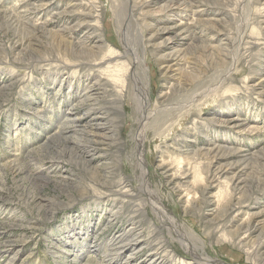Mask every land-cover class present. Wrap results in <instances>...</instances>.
Returning a JSON list of instances; mask_svg holds the SVG:
<instances>
[{"label": "rangeland", "instance_id": "374dc122", "mask_svg": "<svg viewBox=\"0 0 264 264\" xmlns=\"http://www.w3.org/2000/svg\"><path fill=\"white\" fill-rule=\"evenodd\" d=\"M142 1L0 0V264H125L140 242L114 256L112 241L131 240L132 226L173 264H192L183 233L218 264H264V0ZM91 13L101 22L95 33ZM78 44L95 55L123 51L148 86L144 107L133 98L137 75L106 76L81 105L96 72L72 66L86 59L68 52ZM91 104L103 113L96 151L84 130L92 113L70 122ZM184 149L211 150V160ZM213 161L220 183L204 197L198 186L186 208L182 190ZM190 165L187 181L167 184ZM232 180L238 187L223 200L232 209L210 215L204 201L217 203Z\"/></svg>", "mask_w": 264, "mask_h": 264}, {"label": "bare ground", "instance_id": "6f19581e", "mask_svg": "<svg viewBox=\"0 0 264 264\" xmlns=\"http://www.w3.org/2000/svg\"><path fill=\"white\" fill-rule=\"evenodd\" d=\"M194 2H195V0H193V3ZM196 3H200L203 6L206 5L205 1H203V0H196ZM52 5H53V3H51V6ZM142 5L143 6L146 5V2L144 0L142 1ZM67 6H69V5H67ZM171 9H173V8L166 7V10H168V11H170ZM77 12H78V10H77ZM63 14L65 15V13H63V12L60 13L59 15H63ZM94 14L91 13V15L89 17L90 19H87V21H86L87 22V25L93 30V33L98 32V30L100 31V29H99L100 26L99 25L101 23L100 22V19L98 20L96 18V15H94ZM200 14H201V12L198 9H195L194 8V11L192 12V17H191L193 23H195L197 21V18L198 17H196V16H199ZM177 15L181 19H183V17H184V14L183 13H180V12H177ZM97 17H98V15H97ZM95 18L97 20H95ZM94 20H95V23H94ZM124 24L125 23L122 20L121 21V26H120L121 31L123 29L122 27H124L123 26ZM83 25H85V22H84V24H77L75 26L68 27V28H66V30L68 32H71L72 30H75L77 32L78 30H80V27L83 26ZM177 27H179V28L182 27L181 29H183V30H184V27L187 30H191L193 26H190L189 24H186V23L184 24V26H182L181 23H178ZM138 28L139 29L141 28L140 25L138 26ZM136 33L138 34V32H136ZM136 33H135V35H136ZM128 34L130 36H132L130 34V31L129 30H128ZM217 34L219 35V33H217ZM98 47H101L102 49H104V43L102 41H99L98 42ZM105 48H107V47L105 46ZM69 51H71V53H74V54L76 53L78 55V57L79 56H86V59H83V60L86 61L87 63L84 62V61H82V62L76 61L78 63H73L72 66L78 67V68H83V67L86 68V66H87L88 67L87 70L90 72L87 75V77L92 76V73L91 72H96L95 73V76H94L95 78L93 80H90V85L88 87H85L84 88V93H83L84 95L82 97L79 96L80 104L81 105H84L83 103H88V102L92 103L93 102V100L90 101V98H91V95L94 92V88L96 86H98L99 83H101L102 81H104V78L106 76L107 77L108 76L109 77L117 76V77H119V79L121 81H124V79H126V78L128 79L129 76L134 78V76L136 77V75H137L138 81H135V83H133L134 84L133 87L135 89L134 97L133 98L136 101V104H138V106H140L141 108L144 107V105L146 104V102L149 99V97H148V90H147L148 89V86L147 85H144V83L142 81V77H141V75H139L140 73H138V71L135 70L134 67L132 68V66H131V68H130V65L129 64H127L126 62L121 61V60L124 59V57H126V55L123 54V51H121V50H119V51H113V52L110 51V52H107L106 55H104L103 53H101L102 50H98L99 51V54L96 53V55H97L96 56L94 54V52H90V51H87V50L81 48L79 46V44H78V48L76 47L75 49H69L68 52ZM63 56H68V54L65 53ZM87 56H90V60L87 59ZM78 57L76 56V58H78ZM64 58L66 59V57H64ZM79 58H78V60H79ZM74 59L75 58H73V59L71 58L68 61L71 60L70 63H72L74 61ZM97 73H100V75H97ZM128 83H129V81H128ZM185 85L186 84H183V86H182L181 89L185 88ZM173 87H175V86H173ZM113 88L115 90H117L118 87L114 84ZM121 95L122 96H119V97H122L123 98V96H124V90L121 91ZM163 96L166 97V95H163ZM89 113H92V116L93 117H92L91 121L88 124H86V127L84 129V130H86L85 132H87L85 134H87L88 137L91 136L90 140L88 142H86L87 143L86 146L88 148H92V150L96 151V150H98L97 147L99 146L100 142L102 141V137H104V136H102L100 134V131L98 130V128L100 127V124L95 121V119H97L101 115H103V113L101 112V109L96 108L93 104H91V105H89V109L86 112H84L82 114H78L76 116H73V118L70 119V122L71 123H80L81 121H83L84 119H86L85 117L88 116L87 114H89ZM141 119H142V117L140 118V120ZM141 122L143 123V125L141 124L142 125L141 126V129H142V134H143V136L141 137V139H144V134H145L146 129H147L146 128V125H147V122H148V117L145 118V119L143 118ZM78 129L76 128V130H78ZM82 132H84V131H82ZM88 132H89V134H88ZM140 150L142 151L143 150V147H141ZM199 153H195L194 151H189V150L184 149L181 154H184V155H192L193 157H196V160H197L198 157H200L201 160H206V159H209V157L211 156V150L208 153L205 152L204 155H200ZM201 154H203V153H201ZM204 157H206V158H204ZM209 160H211V159H209ZM205 167H206V171H205L204 175H202L201 172H198L197 171L196 176L194 177L195 178V183H194V181L193 182L192 181L189 182L188 187L185 188L184 190H182L181 187L180 188L178 187L180 190L184 191L183 196L181 198V201L183 202V204H186V208L191 207L192 204L195 202V199L197 198L196 197L197 196L196 190L198 189V186H199V189L201 191L202 196L204 197L205 194L209 193V188H210L211 184L217 183V182L220 183V180L224 176V174H223L224 171L221 172L220 171L221 169L219 170V169L214 168L215 167L214 161L211 162V163L209 162ZM192 169H194L192 166L191 167L188 166V169H184V170L179 171L178 173L173 174V176H171V179L167 182V184L173 185V186L177 187L176 184H175V182L177 181L176 180L177 177H179V179H181L182 181H187L190 178V174L192 173ZM142 176H143V178H142L143 179L142 180V182H143L142 185L144 184V186L147 188V190H149L150 189L149 188V181H148L147 174H146L145 170L143 171V175ZM198 182H202V183L199 184ZM233 184H234V186H233ZM219 185H221V184H219ZM237 187H238L237 184H235L234 183V180H232L231 181V185L229 187H227L226 189H224V187H221L219 189L220 190V196H219L220 198L218 197L217 203L211 202L212 203L211 204V203H208V202L204 201L205 206L207 208H210L209 209L210 215L213 216V215H216V214L221 213L222 211H227V210H231L232 209V207H231L232 201L229 200L228 204L225 205V203H224V206H223V202H225L223 200H224V196L226 195V193H228V190L230 188L233 191H235L234 189L237 188ZM238 205H240V203H238ZM253 217H252V219H254ZM171 222L173 224L172 225V228L175 231H177L178 228H177L176 224L174 223L175 222L174 219ZM166 227L169 228L170 226H167L166 225ZM247 230H248V225H247L245 231H247ZM136 231H137V228L136 227H133V226L129 229V231H127V232H129V233L132 234V238H131V240H128L126 242H124L125 240L122 239L121 237H119V236L117 237L116 236L113 239V241H112V246H113L112 248H114L113 251H111L112 252V255H114V256H117L119 254L121 255L122 252L125 253L127 250L130 249L129 245L131 243H134L135 244V243L140 242V243L136 244V245H140L136 250L131 251V252L128 253V255H127L126 259H125V264H132L133 262H135L134 261V258L136 257V255L138 253L142 252L143 250L148 249V248L151 251V254L152 255H150L149 262H147L146 264H173L172 263V262H174V261H172V256L173 255L168 250L161 253L159 248H156L152 244H149V243L144 242L146 240H144L145 237L143 236V233L141 231H140L139 234L136 233ZM192 237H194V236H192ZM192 237H190L188 234H184V233L181 235L182 241L185 242L187 245H189V243L191 245V248H187V251L189 252V254L191 253L190 254L191 259H189L190 260L189 262L192 263V264H218L217 263L218 261H216V259H212V258L208 257L204 253V251L198 252V250L196 248H197V242H199V241L196 238V241L194 242L192 240ZM225 238L227 240H230L231 237H228V236L225 235ZM242 242H243L242 240H239L238 243L240 244ZM160 246H161V244H160ZM165 249H168V248L165 247ZM165 249H162V251L165 250ZM187 264H189V263H187Z\"/></svg>", "mask_w": 264, "mask_h": 264}]
</instances>
